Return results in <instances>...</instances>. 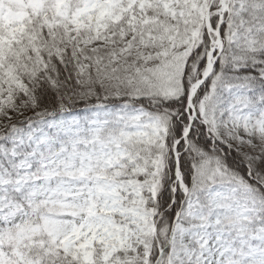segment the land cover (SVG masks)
<instances>
[{"label": "snow or ice", "instance_id": "6c2138e0", "mask_svg": "<svg viewBox=\"0 0 264 264\" xmlns=\"http://www.w3.org/2000/svg\"><path fill=\"white\" fill-rule=\"evenodd\" d=\"M0 264H264V0H0Z\"/></svg>", "mask_w": 264, "mask_h": 264}]
</instances>
